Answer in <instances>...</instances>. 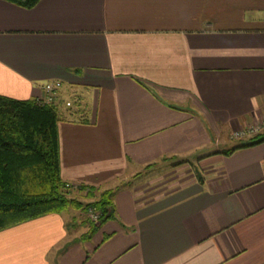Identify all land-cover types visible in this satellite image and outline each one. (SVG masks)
Instances as JSON below:
<instances>
[{
	"label": "crops",
	"instance_id": "0c3cea01",
	"mask_svg": "<svg viewBox=\"0 0 264 264\" xmlns=\"http://www.w3.org/2000/svg\"><path fill=\"white\" fill-rule=\"evenodd\" d=\"M53 81L60 177L84 204L111 190L112 216L0 229V264H264V141L226 153L264 117V0H0V95ZM177 158L202 181L133 184Z\"/></svg>",
	"mask_w": 264,
	"mask_h": 264
},
{
	"label": "trees",
	"instance_id": "16d2710c",
	"mask_svg": "<svg viewBox=\"0 0 264 264\" xmlns=\"http://www.w3.org/2000/svg\"><path fill=\"white\" fill-rule=\"evenodd\" d=\"M6 1L31 8L40 0ZM57 110L56 103L0 95V229L74 205L59 173ZM263 141L264 133L226 153ZM111 193L104 190L85 204L100 212L97 223L90 221L92 228L112 216Z\"/></svg>",
	"mask_w": 264,
	"mask_h": 264
},
{
	"label": "rangeland",
	"instance_id": "374dc122",
	"mask_svg": "<svg viewBox=\"0 0 264 264\" xmlns=\"http://www.w3.org/2000/svg\"><path fill=\"white\" fill-rule=\"evenodd\" d=\"M238 131H240V132L236 135H234L233 132L230 133V138H229L230 143H236L237 141L238 142H245V141H248V140L254 138L255 136H258L260 134L262 135L264 133V117L257 119L256 121H254L250 124H247V126L242 127V129H240ZM188 162L189 161L183 160L181 158L161 160L157 163L146 166L145 168H143L145 170H143L139 173H136L133 176L132 182L135 185H139V184H141V182L144 183L147 180H151L152 178L156 177L154 181L159 180V181H161V183H158L154 187H151L148 191H150V192L162 191V189H164L166 186H169L168 184L178 180V178H180L181 176H184V173H181V170H182L181 167L183 168V167H185V165L188 166L189 165ZM197 164H198L197 160L192 158L190 161V165H189V167L192 170L191 173H192V175L195 176V179L198 180L199 177L201 179H203V177H204V174H203L204 163H202V165L200 163H199L200 165H197ZM175 167L177 169H175ZM208 168H209V166H207L206 169H208ZM173 169H175V170H173ZM176 174H178V175L176 176ZM160 175H162L161 178H160ZM83 189L84 188L82 186L72 187V188H69V190H68V188L65 189V191L67 192L66 197L70 198L71 200H74V202H73L74 205L69 206L66 209H70L72 211H74L75 209L78 210L79 213L84 216V218H85L84 220L88 221L87 223H89L90 220H88L89 218L86 215V209L89 206L85 207V204L82 202V198L79 196L80 191H82ZM80 204H81V206H79Z\"/></svg>",
	"mask_w": 264,
	"mask_h": 264
},
{
	"label": "built area",
	"instance_id": "2783aa9c",
	"mask_svg": "<svg viewBox=\"0 0 264 264\" xmlns=\"http://www.w3.org/2000/svg\"><path fill=\"white\" fill-rule=\"evenodd\" d=\"M61 82L60 81H53V82H47L45 85H43V97L40 99L43 103H56L57 93L60 89ZM67 105H71V102H67ZM263 120V119H262ZM240 130V129H239ZM240 131L236 130L233 132L234 135L238 134ZM242 132V131H241ZM66 188H72L77 187V185L65 183L64 184ZM79 186V185H78ZM86 215L88 216V220L91 222L97 223L98 219L100 218V212L97 210V208H93V206H89L86 209Z\"/></svg>",
	"mask_w": 264,
	"mask_h": 264
}]
</instances>
